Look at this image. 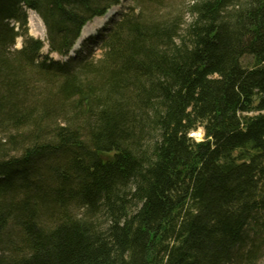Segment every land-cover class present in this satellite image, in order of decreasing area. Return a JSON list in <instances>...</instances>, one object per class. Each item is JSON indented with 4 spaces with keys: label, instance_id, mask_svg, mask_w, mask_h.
I'll list each match as a JSON object with an SVG mask.
<instances>
[{
    "label": "trees",
    "instance_id": "16d2710c",
    "mask_svg": "<svg viewBox=\"0 0 264 264\" xmlns=\"http://www.w3.org/2000/svg\"><path fill=\"white\" fill-rule=\"evenodd\" d=\"M132 1L61 63L122 0H0V264L263 256L264 0Z\"/></svg>",
    "mask_w": 264,
    "mask_h": 264
},
{
    "label": "rangeland",
    "instance_id": "374dc122",
    "mask_svg": "<svg viewBox=\"0 0 264 264\" xmlns=\"http://www.w3.org/2000/svg\"><path fill=\"white\" fill-rule=\"evenodd\" d=\"M193 1L194 0H176L175 4L179 8L185 9L190 4H192ZM132 6H133V1L132 0H122L121 5H119L118 7H114L113 9L110 10V11L115 10V13L113 14V16L110 18V20L103 27L97 29L96 32L90 34L89 37L85 38V40L83 42H79L78 41L77 44L74 47V50H73V53H75L77 55L78 59H80L81 57H84L86 55L91 57L93 60H96V61L102 59L103 54H104L103 49H102V39H104L105 36L109 33V31L111 29V26H112L111 22L112 21L118 22L122 18L123 14H126L127 12H129V9ZM32 13L33 12H28V36H30V37H32L34 39L41 40V41L45 42V48L41 52L42 58H44L45 56H47L49 54V48H48L47 43H46L47 30H46L43 22L41 21L43 26H44V29H45V35L40 37V38L33 37L31 35L30 15ZM38 18H39V16H38ZM97 19H102V18H97ZM97 19H95V20H97ZM95 20H93L92 22H90L88 24H93L95 22ZM12 26H16V30L17 31L20 30V25L19 24L12 23ZM23 44H24V39L22 37L18 38L16 40L15 49H19L20 50L21 47L23 46ZM78 52H80V53H78ZM50 59L54 60L55 62H61V63H65V61H66L65 58H61L60 56H58L56 54H51L50 55ZM244 62L243 63L245 65L248 64V58H246L244 60ZM191 137L194 138L197 142H201V141L204 140V132H203V130H199V131L191 134ZM0 141H2L3 144L8 141V136L5 135V134L3 135L1 133V131H0ZM0 148H2V146H0ZM10 150H11V146H7L4 149L5 152H9ZM81 214H82V212H77L78 216H80ZM98 220H101V222L103 221V219H101V218H99ZM258 264H264V253H263V256L261 257V259L259 260Z\"/></svg>",
    "mask_w": 264,
    "mask_h": 264
},
{
    "label": "bare ground",
    "instance_id": "6f19581e",
    "mask_svg": "<svg viewBox=\"0 0 264 264\" xmlns=\"http://www.w3.org/2000/svg\"><path fill=\"white\" fill-rule=\"evenodd\" d=\"M114 13H115V10H112L102 19H97L95 20L93 24H88L84 28L79 42H83L85 38L89 37L90 34L96 32L97 29L103 27L110 20V18L113 16ZM30 28H31V35L33 37L40 38L45 35L44 26L41 20L38 18V16L34 12L30 15Z\"/></svg>",
    "mask_w": 264,
    "mask_h": 264
},
{
    "label": "water",
    "instance_id": "95a60500",
    "mask_svg": "<svg viewBox=\"0 0 264 264\" xmlns=\"http://www.w3.org/2000/svg\"><path fill=\"white\" fill-rule=\"evenodd\" d=\"M23 48V46L21 47V49Z\"/></svg>",
    "mask_w": 264,
    "mask_h": 264
}]
</instances>
